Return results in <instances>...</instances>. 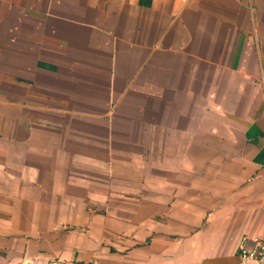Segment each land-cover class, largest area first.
<instances>
[{"label": "crops", "instance_id": "1", "mask_svg": "<svg viewBox=\"0 0 264 264\" xmlns=\"http://www.w3.org/2000/svg\"><path fill=\"white\" fill-rule=\"evenodd\" d=\"M263 85L264 0H0V264H264Z\"/></svg>", "mask_w": 264, "mask_h": 264}, {"label": "built area", "instance_id": "2", "mask_svg": "<svg viewBox=\"0 0 264 264\" xmlns=\"http://www.w3.org/2000/svg\"><path fill=\"white\" fill-rule=\"evenodd\" d=\"M263 88H264V85H263ZM248 256H251V255H248ZM68 264H85V263L72 261V262H69Z\"/></svg>", "mask_w": 264, "mask_h": 264}]
</instances>
